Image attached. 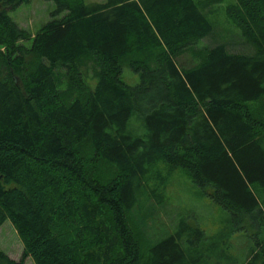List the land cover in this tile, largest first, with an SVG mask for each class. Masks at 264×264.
<instances>
[{"label": "trees", "instance_id": "obj_1", "mask_svg": "<svg viewBox=\"0 0 264 264\" xmlns=\"http://www.w3.org/2000/svg\"><path fill=\"white\" fill-rule=\"evenodd\" d=\"M51 1L30 35L7 14L28 0H0V225L22 247L0 264H264V0L223 6L228 43L223 0ZM177 168L227 212L216 233L149 234Z\"/></svg>", "mask_w": 264, "mask_h": 264}, {"label": "rangeland", "instance_id": "obj_2", "mask_svg": "<svg viewBox=\"0 0 264 264\" xmlns=\"http://www.w3.org/2000/svg\"><path fill=\"white\" fill-rule=\"evenodd\" d=\"M102 1L104 0H84L85 3ZM230 1L223 0L222 3L212 6L210 12L205 13L213 27V34L217 36V43L241 42L237 28L223 11V6ZM54 8L55 4L51 0H28L14 10L7 11V14L18 27L32 35L50 18V12ZM212 41L201 39L198 44H211ZM29 42V40L22 41L25 46H28ZM84 74L89 85L93 86L94 80L90 78V70ZM121 80L128 85H134L138 82V76L128 68L123 67ZM61 87L64 85L62 84ZM162 195L161 205L155 208L156 212L146 216L148 232L150 235H156L155 238H160L169 233L180 215L186 216L191 222H195L203 230L204 235H212L226 224L227 212L202 195L199 189L192 184L185 171L180 168L171 173ZM134 223H137L136 219H134ZM233 235H235L232 240L234 251L240 254L246 248L247 241L243 235L247 234L236 232ZM21 248V243L10 222L7 219L4 220L0 225V251L16 260L21 253ZM24 264H33V262L30 257H26Z\"/></svg>", "mask_w": 264, "mask_h": 264}]
</instances>
